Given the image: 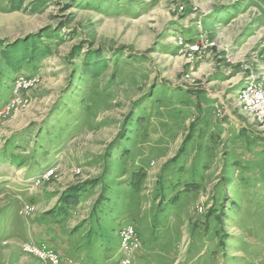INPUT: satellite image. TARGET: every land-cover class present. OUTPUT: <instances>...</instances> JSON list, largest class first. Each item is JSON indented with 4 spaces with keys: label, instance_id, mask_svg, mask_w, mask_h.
Here are the masks:
<instances>
[{
    "label": "rangeland",
    "instance_id": "obj_1",
    "mask_svg": "<svg viewBox=\"0 0 264 264\" xmlns=\"http://www.w3.org/2000/svg\"><path fill=\"white\" fill-rule=\"evenodd\" d=\"M19 76L0 264H48L41 242L122 264L126 227L130 264H264V125L238 101L264 87V0H0V106Z\"/></svg>",
    "mask_w": 264,
    "mask_h": 264
},
{
    "label": "built area",
    "instance_id": "obj_2",
    "mask_svg": "<svg viewBox=\"0 0 264 264\" xmlns=\"http://www.w3.org/2000/svg\"><path fill=\"white\" fill-rule=\"evenodd\" d=\"M213 46V44H211ZM193 53L201 55L208 48V40L202 36L196 42L187 44ZM36 80L25 76L15 79L11 98L0 106V119L9 115L16 107L29 102L27 93L34 87ZM238 101L256 121L264 125V87L261 83L249 82L244 90L238 95ZM121 248L128 258L122 264H130L129 254L139 248L140 240L137 231L133 227H126L120 232ZM26 250L35 257L48 264H72L71 261L63 260L55 248L48 242L32 243L26 246Z\"/></svg>",
    "mask_w": 264,
    "mask_h": 264
},
{
    "label": "trees",
    "instance_id": "obj_3",
    "mask_svg": "<svg viewBox=\"0 0 264 264\" xmlns=\"http://www.w3.org/2000/svg\"><path fill=\"white\" fill-rule=\"evenodd\" d=\"M36 59H38V58L35 56V57H34V60H36ZM31 61H33V60H31ZM11 86H12V85H11ZM11 86H10V88H9L10 91H11Z\"/></svg>",
    "mask_w": 264,
    "mask_h": 264
},
{
    "label": "bare ground",
    "instance_id": "obj_4",
    "mask_svg": "<svg viewBox=\"0 0 264 264\" xmlns=\"http://www.w3.org/2000/svg\"><path fill=\"white\" fill-rule=\"evenodd\" d=\"M33 255V254H32Z\"/></svg>",
    "mask_w": 264,
    "mask_h": 264
}]
</instances>
